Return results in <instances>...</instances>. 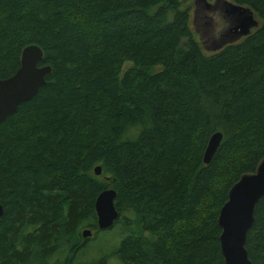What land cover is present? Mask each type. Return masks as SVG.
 <instances>
[{
  "label": "trees",
  "instance_id": "obj_1",
  "mask_svg": "<svg viewBox=\"0 0 264 264\" xmlns=\"http://www.w3.org/2000/svg\"><path fill=\"white\" fill-rule=\"evenodd\" d=\"M227 1L259 25L208 54L185 0H0V79L29 45L51 69L0 124V264H225L219 210L264 157V0ZM245 248L264 264V196Z\"/></svg>",
  "mask_w": 264,
  "mask_h": 264
},
{
  "label": "water",
  "instance_id": "obj_2",
  "mask_svg": "<svg viewBox=\"0 0 264 264\" xmlns=\"http://www.w3.org/2000/svg\"><path fill=\"white\" fill-rule=\"evenodd\" d=\"M203 6L206 0H194ZM226 4L228 9L224 12L227 20L229 17L237 16L240 23L235 25L233 30L239 36H247L252 29L259 25L253 13L245 7L235 5L227 0H216L214 8L219 4ZM206 8L208 4L206 3ZM226 20V22H227ZM196 9L193 13L192 24L196 29ZM197 31V29H196ZM198 32V31H197ZM228 29L213 43L212 51H217L230 43ZM203 38L200 37V41ZM43 52L36 45L26 46L20 55V64L15 73L5 79H0V124L9 116L13 115L20 104L32 99L45 84V77L50 73L49 66H38L42 60ZM221 133L213 134L207 143L203 155V162L209 164L215 154L220 141ZM94 174L99 176L101 168L96 166ZM264 196V157L259 161L253 173L242 175L232 185L227 194V200L220 208L217 218V226L220 229L219 246L225 264H252L245 248L246 237L254 222V209L258 201ZM116 192L111 188L103 190L95 200V212L97 227L100 230L111 228L118 218V211L115 208L114 199ZM3 214V207L0 203V218ZM91 231L85 229L81 232L82 238L91 236Z\"/></svg>",
  "mask_w": 264,
  "mask_h": 264
},
{
  "label": "rangeland",
  "instance_id": "obj_3",
  "mask_svg": "<svg viewBox=\"0 0 264 264\" xmlns=\"http://www.w3.org/2000/svg\"><path fill=\"white\" fill-rule=\"evenodd\" d=\"M185 2H186V4L192 6L193 9L195 8L194 0H185ZM196 16H198V18H199V23L198 22L195 23L196 24V29L198 31V32L197 31L196 32L206 42V43L203 42V44H205V47L208 50V51L206 50V52L208 54H210V53H212V50L211 49H213V43L220 38L217 35V32H218L217 28L218 27H215L214 29H211L207 25L204 26V22H206L207 19L204 17L203 12H197ZM197 24L199 25L198 27H197ZM201 24H202V26H201ZM130 65L131 64L129 62L125 63L123 65V70H125L126 68H128ZM104 242H105V240H97L96 242H94L92 244V248H90V250L87 253V257H86V253H85V256H83L81 260H83L85 262L87 260L88 261L89 260L90 261L93 260L95 258V256H96L95 255L96 251L98 249H102L103 248ZM109 264H120V262H118L117 260H112V261H110Z\"/></svg>",
  "mask_w": 264,
  "mask_h": 264
},
{
  "label": "flooded vegetation",
  "instance_id": "obj_4",
  "mask_svg": "<svg viewBox=\"0 0 264 264\" xmlns=\"http://www.w3.org/2000/svg\"><path fill=\"white\" fill-rule=\"evenodd\" d=\"M206 3L208 4V9H206ZM206 3H203V7L205 8V10L210 11L213 15H210V21L213 23V25L215 27H218L217 30L220 31L222 30V34L228 29L229 33L228 35H226V38H229L231 41L230 43H235L237 41H239L241 38L245 37V36H239L237 33H235L233 30L231 31V29H233L235 27V25L240 23V20L237 16L234 17H229L227 20V17L225 16L224 12L226 13V11L228 10L226 8V4L222 3L221 6L218 4L216 6V8L210 6V5H215L216 4V0H206ZM195 8H192V15L194 13ZM204 13V12H203ZM193 18V16H192ZM227 20V22H226ZM258 27V26H257ZM253 30V29H252ZM228 43V44H230Z\"/></svg>",
  "mask_w": 264,
  "mask_h": 264
},
{
  "label": "bare ground",
  "instance_id": "obj_5",
  "mask_svg": "<svg viewBox=\"0 0 264 264\" xmlns=\"http://www.w3.org/2000/svg\"><path fill=\"white\" fill-rule=\"evenodd\" d=\"M195 9H196V14H197V12H204L203 14H204V17L207 19V21L206 22H204V26L205 25H207L208 27H210L211 29H214L215 28V26L213 25V23L210 21V15H213L210 11H207V10H209L208 8H206L207 10H205V8L203 7V6H201V4L200 3H198L197 5H195ZM201 20V19H200ZM196 22H198L199 23V18H198V16H196ZM199 25L197 24V27H198ZM201 26H202V24H201Z\"/></svg>",
  "mask_w": 264,
  "mask_h": 264
}]
</instances>
